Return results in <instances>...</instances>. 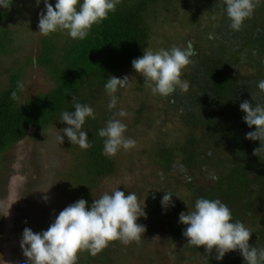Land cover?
<instances>
[{"label":"trees","instance_id":"16d2710c","mask_svg":"<svg viewBox=\"0 0 264 264\" xmlns=\"http://www.w3.org/2000/svg\"><path fill=\"white\" fill-rule=\"evenodd\" d=\"M163 6L173 7L171 10L185 7L198 22L204 16L207 24L201 32L206 48L191 41L197 55L181 76L189 83L188 91L178 86L168 97L161 96L168 107L166 113L177 115L184 130L179 142L159 141L151 152L149 160L158 169L161 185L153 196L158 206L154 219L166 225L164 243L180 252L177 264H196L201 259L203 264H244L239 250L218 261L215 250L208 253L204 246L188 245L178 206L187 212L197 198L220 199L231 209L233 220L243 222L252 232L249 243L264 247V152L261 159L253 154L260 142L246 139L255 126L248 127L243 120L246 113L240 109L245 100L253 106L264 104V93L257 89V82L264 80V3L241 30L233 31L219 0H120L117 10L94 25L82 41L61 31L46 36L40 56L25 69L32 64L44 68L55 88L22 102L25 69L11 74L9 86L0 93V156L27 139L31 130L39 133L68 127L59 120L63 111L74 110L73 98L96 109L108 77L118 78L144 54L152 40L150 23L162 14ZM11 33L10 29L0 32V57L13 51ZM111 118L103 120L107 123ZM106 123L97 116L87 119L82 130L88 133L92 147H74L79 154L74 194L89 205L96 199L98 186L117 171L115 158L102 154L104 138L98 132ZM176 173L180 178L174 180ZM164 191L175 194V206L166 212L161 206ZM171 210L176 211L173 223L165 218ZM90 260L113 263L107 250L101 258L91 255Z\"/></svg>","mask_w":264,"mask_h":264},{"label":"rangeland","instance_id":"374dc122","mask_svg":"<svg viewBox=\"0 0 264 264\" xmlns=\"http://www.w3.org/2000/svg\"><path fill=\"white\" fill-rule=\"evenodd\" d=\"M8 2L9 8H0V32L10 29L14 44L10 46L13 50L10 55L0 57V93L9 86L11 74L16 69L21 71L31 60L36 61L42 40L46 37L38 33L39 14L45 7L43 3L37 5L36 0ZM51 3L54 6L55 0ZM163 7L162 14L150 21L152 40L146 48L157 51L173 46L186 47L188 41L199 47L205 45V35L201 32V27L207 24L204 16L198 22L193 13H186L185 7L180 6L177 10ZM124 76L129 77V84L116 93L117 108L109 110L110 96L104 92L94 113L106 123L103 120L106 116L113 117L121 109L127 111L129 116L120 119L127 125L125 135L134 139L136 146L113 156L117 163L116 174L98 186L94 197L98 199L117 188L126 195L136 192L147 213L146 218L141 217L137 223L144 225L146 231L138 241L127 245L119 240L112 241L95 256L101 258L107 250L113 259V263L107 264H177L180 252L173 251L172 245L164 243L162 238L166 225L161 226L159 220L154 219L158 206L153 196L160 192L161 185L158 169L149 159L159 141L179 142L184 127L177 115L166 113L168 107L161 96L153 95L143 76L133 67L118 78ZM22 84V102L48 94L55 88L46 70L37 64L25 69ZM141 110H145L144 113L141 114ZM63 129L56 127L39 133L31 130L27 139L0 156V264H27L20 247L24 229L31 228L34 232L47 230L60 211L78 200L74 188L79 154L75 145L68 142ZM60 134L64 137L63 143L58 140ZM173 175L174 180L180 178L178 173ZM50 186L49 199L45 202L44 193L38 189L46 191ZM182 207L178 206L180 213L185 212ZM175 214L176 211L171 210L165 215L167 222L177 221ZM90 257L88 251L79 252L77 264H100L91 261ZM204 262L201 259L196 264Z\"/></svg>","mask_w":264,"mask_h":264},{"label":"clouds","instance_id":"9594fccd","mask_svg":"<svg viewBox=\"0 0 264 264\" xmlns=\"http://www.w3.org/2000/svg\"><path fill=\"white\" fill-rule=\"evenodd\" d=\"M219 2L230 21L229 27L239 31L264 0ZM41 3L45 7L39 14L38 33L48 36L61 31L73 40L82 41L91 34L94 25L103 23L109 13L117 10L120 0H55L54 6L51 0H36L37 5ZM9 7L8 0H0V8ZM196 55L191 41L186 47L173 46L157 51L146 48L141 57L132 61V67L143 76L153 95L168 97L178 86L184 92L188 91L189 83L181 80L182 71L193 63L192 57ZM128 84V76L108 77L105 91L110 96L109 110L117 108L116 93ZM257 89L264 93V80L257 82ZM73 101L74 110L63 111L59 121L68 125L62 131L70 143L86 150L92 145L88 133L82 129L87 119H95L94 109L75 102L74 98ZM240 109L246 113L243 120L248 127L255 126V131L248 132L246 139L260 142V147L253 154L261 159L264 152V104L253 106V102L245 100ZM128 116L129 113L123 109L116 111L106 126L99 130L98 135L104 138L103 155L115 156L121 150L128 151L136 146V141L125 135L127 125L120 119ZM58 140L63 143L64 137L60 134ZM212 178L219 179L216 176ZM52 186L46 191L38 189L44 193L45 202L49 199L47 193ZM164 192L161 206L166 212L170 206H175L172 200L175 194ZM146 216L145 206L139 203L136 192L126 195L117 188L111 193H104L91 205L84 198L70 204L55 216L47 230L34 232L25 228L20 247L27 264H77L81 251L95 256L112 241L119 240L125 245L138 241L146 228L137 221ZM179 222L186 225L182 234L187 238V244L197 248L204 246L208 253L215 250L218 261H222L227 253L239 250L244 264H264V247L249 243L252 232L243 222L233 220L231 209L220 199L197 198L191 210L180 213Z\"/></svg>","mask_w":264,"mask_h":264}]
</instances>
